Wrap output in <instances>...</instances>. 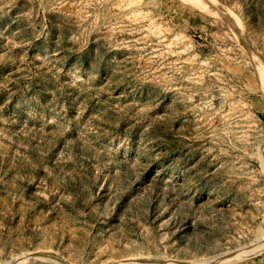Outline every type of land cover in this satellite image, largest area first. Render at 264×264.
Segmentation results:
<instances>
[{"label":"rangeland","instance_id":"rangeland-1","mask_svg":"<svg viewBox=\"0 0 264 264\" xmlns=\"http://www.w3.org/2000/svg\"><path fill=\"white\" fill-rule=\"evenodd\" d=\"M178 263L264 264V0H0V264Z\"/></svg>","mask_w":264,"mask_h":264},{"label":"water","instance_id":"water-1","mask_svg":"<svg viewBox=\"0 0 264 264\" xmlns=\"http://www.w3.org/2000/svg\"><path fill=\"white\" fill-rule=\"evenodd\" d=\"M203 1H207V0H203ZM33 256H35V255H33ZM51 256H53V255H51ZM178 262H180V261H178ZM180 264H182V263H180Z\"/></svg>","mask_w":264,"mask_h":264},{"label":"bare ground","instance_id":"bare-ground-1","mask_svg":"<svg viewBox=\"0 0 264 264\" xmlns=\"http://www.w3.org/2000/svg\"><path fill=\"white\" fill-rule=\"evenodd\" d=\"M155 261H159V260H155ZM161 261V260H160ZM162 262V261H161ZM179 264V263H178Z\"/></svg>","mask_w":264,"mask_h":264}]
</instances>
